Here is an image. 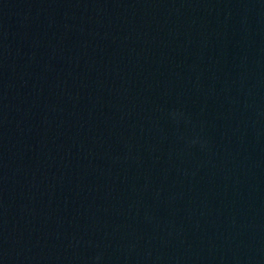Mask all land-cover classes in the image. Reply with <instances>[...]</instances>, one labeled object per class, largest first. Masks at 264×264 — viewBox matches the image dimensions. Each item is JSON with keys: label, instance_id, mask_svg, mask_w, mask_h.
<instances>
[{"label": "water", "instance_id": "obj_1", "mask_svg": "<svg viewBox=\"0 0 264 264\" xmlns=\"http://www.w3.org/2000/svg\"><path fill=\"white\" fill-rule=\"evenodd\" d=\"M0 264H264V0H0Z\"/></svg>", "mask_w": 264, "mask_h": 264}]
</instances>
